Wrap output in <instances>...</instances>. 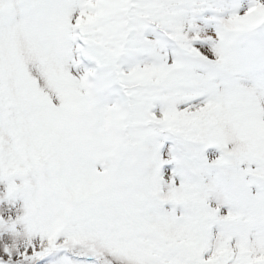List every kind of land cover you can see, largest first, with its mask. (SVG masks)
<instances>
[{
  "label": "snow or ice",
  "instance_id": "obj_1",
  "mask_svg": "<svg viewBox=\"0 0 264 264\" xmlns=\"http://www.w3.org/2000/svg\"><path fill=\"white\" fill-rule=\"evenodd\" d=\"M0 264H264V0H0Z\"/></svg>",
  "mask_w": 264,
  "mask_h": 264
}]
</instances>
